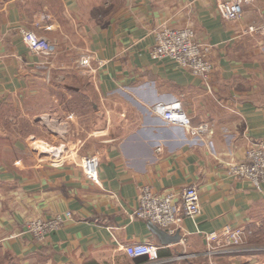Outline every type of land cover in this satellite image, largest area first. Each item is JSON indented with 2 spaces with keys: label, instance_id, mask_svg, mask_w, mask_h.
I'll use <instances>...</instances> for the list:
<instances>
[{
  "label": "crops",
  "instance_id": "obj_1",
  "mask_svg": "<svg viewBox=\"0 0 264 264\" xmlns=\"http://www.w3.org/2000/svg\"><path fill=\"white\" fill-rule=\"evenodd\" d=\"M221 1L0 0V264H264V185L228 173L264 141V35L243 33L264 0L237 19L221 15ZM42 14L51 29L37 26ZM187 25L212 46L208 83L151 56L159 27ZM27 31L52 49L30 48ZM174 101L214 133L155 113ZM62 119L69 144L52 127ZM71 149L99 154L100 182ZM192 183L202 209L177 226L180 241L161 243L150 220L133 216L145 185L179 194ZM66 210L73 218L43 239L27 228ZM226 224L249 244L213 249L206 234ZM137 241L158 244L156 262L125 251Z\"/></svg>",
  "mask_w": 264,
  "mask_h": 264
},
{
  "label": "built area",
  "instance_id": "obj_2",
  "mask_svg": "<svg viewBox=\"0 0 264 264\" xmlns=\"http://www.w3.org/2000/svg\"><path fill=\"white\" fill-rule=\"evenodd\" d=\"M253 0H223L219 3V10L227 19H237L243 14L244 5ZM47 15L42 14L36 21L37 26L51 29L52 24L45 21ZM244 34L264 35V8L259 13V20L243 29ZM30 48L34 50H51L52 45L43 37L31 31L25 33ZM211 45L202 39L197 30L191 26H161L156 30V41L150 51L154 59L170 57L192 73L202 77L206 83L214 68L210 57ZM84 58V62H88ZM155 113L168 122L187 128L194 135H209L214 133L212 123L202 121L194 124L191 117L184 110L180 101L158 102L153 107ZM73 117L68 115V119ZM44 118V117H43ZM53 130L56 131L64 143H71L73 137L67 119L54 120ZM78 155V157H76ZM70 160V158H69ZM71 160L79 163L84 175L94 182H100V156L97 152L89 154H76V149H71ZM228 173L234 177L245 178L251 184L262 189L264 185V141H255L246 151L245 157L239 161L228 164ZM201 198L196 184L186 185L179 194L173 191L164 193L155 192L150 185L142 187L139 204L133 211V216L147 219L158 226L175 232L176 228L186 218H196L201 212ZM73 218L70 210L55 213L49 217H33L28 219L27 228L38 239L45 238L63 227L69 219ZM249 234L241 227L226 224L220 232H210L206 238L218 247H243L249 244ZM159 246L151 241L133 242L126 244L125 251L131 256L146 255L151 261L158 259Z\"/></svg>",
  "mask_w": 264,
  "mask_h": 264
},
{
  "label": "water",
  "instance_id": "obj_3",
  "mask_svg": "<svg viewBox=\"0 0 264 264\" xmlns=\"http://www.w3.org/2000/svg\"><path fill=\"white\" fill-rule=\"evenodd\" d=\"M150 227L153 230V232L157 235L160 242L163 244L178 242L182 238V234L179 229L172 233L169 232L167 229L158 226L152 221Z\"/></svg>",
  "mask_w": 264,
  "mask_h": 264
},
{
  "label": "rangeland",
  "instance_id": "obj_4",
  "mask_svg": "<svg viewBox=\"0 0 264 264\" xmlns=\"http://www.w3.org/2000/svg\"><path fill=\"white\" fill-rule=\"evenodd\" d=\"M42 118H43V117H42ZM42 120L46 122L45 118H44V119H42Z\"/></svg>",
  "mask_w": 264,
  "mask_h": 264
}]
</instances>
